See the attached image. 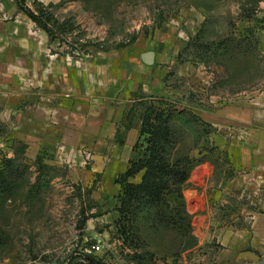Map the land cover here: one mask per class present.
Segmentation results:
<instances>
[{"label": "crops", "instance_id": "1", "mask_svg": "<svg viewBox=\"0 0 264 264\" xmlns=\"http://www.w3.org/2000/svg\"><path fill=\"white\" fill-rule=\"evenodd\" d=\"M177 31L160 33L161 42L71 56L53 52L47 34L26 20L0 23V97L9 129L27 157L68 165L79 180H99L98 199L115 197L118 180L139 158L142 120L127 118L134 104L151 96L185 104L212 126L209 145L218 155L193 170L182 197L167 201L186 206L199 246L215 249L213 264H264V91L208 90L215 72L183 59L189 40ZM258 37L264 55V32ZM189 74L207 88L191 104L181 85L172 86ZM200 152L193 156L207 155ZM144 174L128 182L140 184Z\"/></svg>", "mask_w": 264, "mask_h": 264}, {"label": "rangeland", "instance_id": "2", "mask_svg": "<svg viewBox=\"0 0 264 264\" xmlns=\"http://www.w3.org/2000/svg\"><path fill=\"white\" fill-rule=\"evenodd\" d=\"M36 8L44 16H54L57 27L67 30L63 37L48 38L55 53L70 54L77 48L72 55L88 56L98 52V47L161 42L165 36L160 33L182 30L190 44L183 59L215 72L208 90L264 91V55L258 37L264 32V0H0V23L23 19L42 31L28 15L30 11L41 16ZM233 64L241 66L239 71ZM180 85L189 104L207 91L192 74L172 84ZM166 99L194 114L185 104ZM5 100L0 97V168L10 160L21 167L5 172L7 185L0 184V264H90L91 258L106 264H139L136 252L153 257L148 264H213L215 249L199 246L194 227L197 246L179 255L173 233L158 237L154 244L146 243V249L125 248L119 233V195L98 199L94 193L98 179L89 184L79 180L68 165L46 156L39 163L27 157L25 147L9 129L11 116ZM211 131L210 137L215 135ZM210 137L189 134L181 151L198 148L217 156L209 145ZM149 138H141L138 151L145 152ZM99 242L103 251L93 254L91 246Z\"/></svg>", "mask_w": 264, "mask_h": 264}, {"label": "trees", "instance_id": "3", "mask_svg": "<svg viewBox=\"0 0 264 264\" xmlns=\"http://www.w3.org/2000/svg\"><path fill=\"white\" fill-rule=\"evenodd\" d=\"M36 11L41 14L37 8ZM28 13L48 38L63 37L67 34L65 28L57 27L55 22H58L54 16H44L43 14L37 16L30 11ZM239 42L247 43L246 40ZM49 43L51 45V42ZM125 47L127 44H121L115 48L98 47L97 51L108 52ZM75 49L73 48L72 51H76ZM80 50L83 51L84 48L81 47ZM201 50L204 54L208 53L206 48H201ZM73 52L66 54L74 56ZM178 106V103L164 97H143L141 101L134 104L128 113V121L131 122L136 114H139L142 120L140 140L144 136L150 138L147 141L148 146L145 148V152L138 151L139 140L134 148V151L139 154V158L130 163L128 172L118 180L122 185L119 194L121 198L119 233H121L125 248L132 247L136 251L140 247L146 249V243L154 244L158 237L168 233L175 234L177 238L179 247L175 251L176 255L197 246V240L193 234L192 217L186 206L170 204L167 197L170 195L182 197L193 170L208 160L213 161V158L216 157L210 156L208 152L201 149L200 154L207 155L196 159L193 152L198 148L183 153L182 147L184 144L187 145L185 137L189 134L193 136L200 133L201 138H208L213 129L199 116L185 108L178 109ZM141 108L144 109L143 112ZM214 151H216L215 148ZM40 161L41 157L39 156L36 163ZM15 167L19 169L21 166H16V163L10 160L7 161L5 168H0V184L7 185L5 181L8 178H6L5 172ZM141 171H145V174L140 184L128 182L130 178L135 177ZM134 255L138 258L139 264H148L153 258L138 252ZM105 256H109V253ZM102 261L97 262L95 258H91L90 264H106Z\"/></svg>", "mask_w": 264, "mask_h": 264}, {"label": "built area", "instance_id": "4", "mask_svg": "<svg viewBox=\"0 0 264 264\" xmlns=\"http://www.w3.org/2000/svg\"><path fill=\"white\" fill-rule=\"evenodd\" d=\"M103 251V245L99 242L91 246V252L93 254H98Z\"/></svg>", "mask_w": 264, "mask_h": 264}]
</instances>
